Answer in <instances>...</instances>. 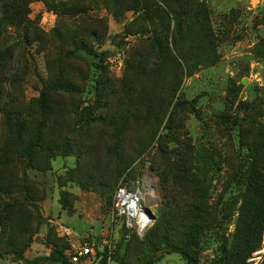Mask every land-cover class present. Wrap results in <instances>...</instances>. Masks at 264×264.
<instances>
[{"label": "rangeland", "instance_id": "1", "mask_svg": "<svg viewBox=\"0 0 264 264\" xmlns=\"http://www.w3.org/2000/svg\"><path fill=\"white\" fill-rule=\"evenodd\" d=\"M204 1L208 7L218 62L182 79L168 111L161 119L154 142L145 150L136 152L145 138V128L140 129L136 124L126 126L120 138L119 151L132 159L129 167L115 180L107 177L112 174L119 158L115 156L112 161L107 160L106 149L113 148L115 144L109 121L122 90V81L136 78L139 82L132 69L135 61L131 52L146 35H122L124 25L133 17V11L115 18L99 2L91 13L95 18L93 20L98 18L103 21L96 27L99 40L89 38L88 41L98 52L105 53L103 66L106 80L103 78L96 86L100 70L94 64L89 66L79 59L65 60L63 53H57L55 60L61 61L64 74L80 85V89L82 87L79 94L70 97L51 95L63 114V128L59 132L70 136V152L63 155L58 151L48 170L26 168L14 155L16 169L13 171L11 168V172L17 174L16 184L10 185L9 176L6 177V192L0 193V201L3 198L5 201L16 199L14 201L23 202L24 212H20L17 218L12 217L11 225L6 229L0 225V264H73L68 256L72 246L89 240L94 243V249L104 252L92 264H102V261L104 264H187L180 253L159 256L160 251L155 253L150 249L144 238L163 208L156 164L152 160V145H156L155 141L163 133L174 103L183 98L187 100L181 115L185 135L194 142L212 144L216 147V154L220 145L227 146L228 152L233 151L232 165L223 164L209 173L211 185L208 198L209 203L217 207L218 223L202 232L192 254L197 264L219 263L222 245L233 239L247 184L243 174L248 157H244L250 152L248 146L238 142V134L240 130L248 133L264 125V0ZM28 7L29 17H37L43 31L48 32L57 25L56 14L47 10L42 0H33ZM60 20L62 27L69 32L74 28L65 14ZM19 37V30L7 26L0 38L1 48L19 41ZM24 47L20 59L13 56L2 68L0 93L6 95L13 91L14 97L28 102L38 97L48 79L49 69L38 43ZM86 58L92 59L89 56ZM15 68L17 71L20 69L19 87L11 89L8 82ZM157 79L152 73L148 75L149 89L154 88ZM103 81L108 83L106 89ZM4 96L0 99V108L5 106L9 97ZM99 98L97 112L101 120L82 129L75 126L68 103L85 106ZM148 100L145 99V104ZM102 104L108 108L104 109V115ZM145 114L140 112V117ZM221 118H224L225 124H221ZM239 123L242 126L240 129ZM24 174L29 180H24ZM121 183L139 188L144 206L155 217L139 233L133 230L126 232L121 220L112 217L113 195ZM5 242L10 244L6 246ZM18 249L21 250L15 252ZM53 250L65 255L66 263L56 261L51 255ZM155 256L159 259L152 262ZM244 264H264V234L259 247Z\"/></svg>", "mask_w": 264, "mask_h": 264}, {"label": "trees", "instance_id": "2", "mask_svg": "<svg viewBox=\"0 0 264 264\" xmlns=\"http://www.w3.org/2000/svg\"><path fill=\"white\" fill-rule=\"evenodd\" d=\"M32 1L0 0V38L7 26L20 31L19 41L5 48H1L0 44V74L13 56L20 59L24 46L34 42L44 52L49 69L48 79L38 97L21 102L12 91L6 94L9 96L7 102L0 108V193L6 192V177L9 176L10 185L16 184L14 180L17 174L11 172V168L13 171L16 169L15 156L26 168L48 170L58 151L63 155L70 152V136L59 132L63 128V114L57 109L51 95L70 97L79 94L82 87L80 89V85L64 74L61 61L55 60V57L61 52L65 60L79 59L86 65L94 64L100 70L96 86L105 79V53L98 52L88 41L89 38L99 40L96 27L103 21L98 18L93 20L95 18L91 15L99 2L115 18L133 11V17L124 25L122 35H146L131 52L135 61L132 69L135 77H139V82L136 78L122 81V90L112 120L109 121L115 144L113 148L106 149L107 160L112 161L115 156L119 158L112 174L109 173L107 177L115 180L129 167L132 159L131 156L121 155L119 151L120 138L126 126L136 124L140 129L145 128V138L136 152L145 150L154 142L161 119L168 111L182 79L218 62L208 7L204 0H42L47 10L57 16V25L45 32L40 28L37 17H29L28 5ZM63 14L68 16L70 24L74 26L70 32L62 27L60 18ZM16 63L19 64L18 60ZM19 71V68L18 71L17 68L13 69L8 82L11 89L19 87ZM150 73L158 77L153 89L148 88L147 77ZM102 84L105 89L108 87L107 82L103 81ZM4 95L0 93V99ZM145 99H149L147 104ZM100 101V98L95 99L85 106L68 103L72 108L69 111L74 125L82 129L101 120L97 112ZM186 101L183 98L174 103L163 126V133L155 141L156 145H152V160L156 164L163 208L144 238L150 249L155 253L160 251L159 256L180 253L187 264H197L192 254L202 232L218 223L217 207L210 204L208 198L211 185L209 173L223 164L232 165L233 151L228 152L227 146L220 145L217 146L216 154V147H212V144L194 142L185 135L181 124L184 118L181 115L185 111ZM101 109L108 108L102 104ZM140 112L146 114L140 117ZM220 122L225 124L224 118ZM238 126L240 129L241 123ZM240 131L238 142L248 146L250 152L249 156L244 157H248L243 174L247 184L243 190L233 239L222 245L218 264H244L259 247L264 234V125L248 133L244 129ZM24 177V180H29L25 174ZM253 198L256 201H252ZM14 200L5 201L2 198L0 201V225L5 229L11 225V218H17L23 211V202ZM28 212L31 213L30 210ZM121 224L126 232H131ZM5 243L6 246L10 244ZM103 254L102 250L95 249V256L86 264H92ZM51 255L58 262L67 261L65 255L54 250ZM159 256H155L152 262L158 260Z\"/></svg>", "mask_w": 264, "mask_h": 264}, {"label": "built area", "instance_id": "3", "mask_svg": "<svg viewBox=\"0 0 264 264\" xmlns=\"http://www.w3.org/2000/svg\"><path fill=\"white\" fill-rule=\"evenodd\" d=\"M139 188L121 183L113 195L112 217L122 221L129 231L141 232L149 226L151 218L148 208L144 206ZM94 243L85 241L72 246L69 260L73 264H86L95 256Z\"/></svg>", "mask_w": 264, "mask_h": 264}, {"label": "water", "instance_id": "4", "mask_svg": "<svg viewBox=\"0 0 264 264\" xmlns=\"http://www.w3.org/2000/svg\"><path fill=\"white\" fill-rule=\"evenodd\" d=\"M147 211H148V213L150 215V218L153 220L155 218L154 215L149 210H147Z\"/></svg>", "mask_w": 264, "mask_h": 264}]
</instances>
